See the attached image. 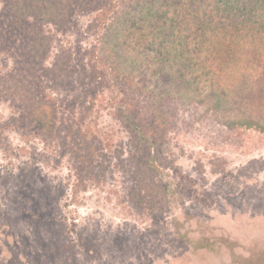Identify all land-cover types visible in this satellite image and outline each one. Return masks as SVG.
Returning <instances> with one entry per match:
<instances>
[{"label": "rangeland", "instance_id": "374dc122", "mask_svg": "<svg viewBox=\"0 0 264 264\" xmlns=\"http://www.w3.org/2000/svg\"><path fill=\"white\" fill-rule=\"evenodd\" d=\"M233 42L229 75L205 92L221 103L166 109L170 202L110 112L103 164L78 180L70 156L21 134V104L0 99V264H264V46Z\"/></svg>", "mask_w": 264, "mask_h": 264}, {"label": "trees", "instance_id": "16d2710c", "mask_svg": "<svg viewBox=\"0 0 264 264\" xmlns=\"http://www.w3.org/2000/svg\"><path fill=\"white\" fill-rule=\"evenodd\" d=\"M247 38L264 46V0H0V59L13 60L0 68V99L21 104V134L70 156L78 180L103 164L99 120L110 112L170 202L158 174L166 109L214 99L206 88L229 75L233 39Z\"/></svg>", "mask_w": 264, "mask_h": 264}]
</instances>
